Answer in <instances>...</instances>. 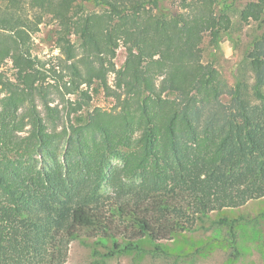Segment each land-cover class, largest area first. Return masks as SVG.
<instances>
[{"label":"trees","instance_id":"16d2710c","mask_svg":"<svg viewBox=\"0 0 264 264\" xmlns=\"http://www.w3.org/2000/svg\"><path fill=\"white\" fill-rule=\"evenodd\" d=\"M234 4L261 33L251 83L231 85L203 51ZM49 23L59 54L41 58L33 36ZM110 73L114 105L91 106ZM262 197L264 0H0V264H62L82 238L106 257L143 239L161 252Z\"/></svg>","mask_w":264,"mask_h":264},{"label":"rangeland","instance_id":"374dc122","mask_svg":"<svg viewBox=\"0 0 264 264\" xmlns=\"http://www.w3.org/2000/svg\"><path fill=\"white\" fill-rule=\"evenodd\" d=\"M225 3L229 1L220 6ZM237 6L234 4L229 9L233 26L221 34L219 47L214 49L206 43L203 51L204 60H211L231 85L238 78L251 83L253 75L246 63L245 50L253 37L261 33L257 24L239 20ZM55 29L54 23L42 24L33 36L34 50L41 58L59 54L54 44ZM124 59L125 50L120 46L114 58L115 66L119 67ZM10 67L9 61L3 66L8 74L12 73ZM113 82L114 74L110 73V90L95 85L97 89L91 106L110 109L114 105ZM221 218L227 221H219ZM140 245L141 250L106 257L103 254L107 249L97 244L96 238L75 239L70 242L66 261L62 264H93L94 259L105 264H264V197L240 207L210 212L194 230L159 241L157 246L161 252L155 251L156 244L148 239L140 241ZM94 249L99 250V255L93 254Z\"/></svg>","mask_w":264,"mask_h":264}]
</instances>
